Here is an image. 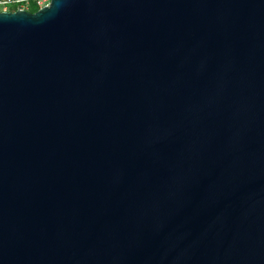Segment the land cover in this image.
<instances>
[{
    "label": "water",
    "instance_id": "1",
    "mask_svg": "<svg viewBox=\"0 0 264 264\" xmlns=\"http://www.w3.org/2000/svg\"><path fill=\"white\" fill-rule=\"evenodd\" d=\"M0 264H264V0L0 12Z\"/></svg>",
    "mask_w": 264,
    "mask_h": 264
},
{
    "label": "built area",
    "instance_id": "2",
    "mask_svg": "<svg viewBox=\"0 0 264 264\" xmlns=\"http://www.w3.org/2000/svg\"><path fill=\"white\" fill-rule=\"evenodd\" d=\"M50 4V0H0V12H15L42 9Z\"/></svg>",
    "mask_w": 264,
    "mask_h": 264
},
{
    "label": "trees",
    "instance_id": "3",
    "mask_svg": "<svg viewBox=\"0 0 264 264\" xmlns=\"http://www.w3.org/2000/svg\"><path fill=\"white\" fill-rule=\"evenodd\" d=\"M36 11H37V9H33V10H32V12H36Z\"/></svg>",
    "mask_w": 264,
    "mask_h": 264
}]
</instances>
